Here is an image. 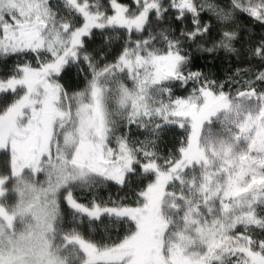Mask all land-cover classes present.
I'll use <instances>...</instances> for the list:
<instances>
[{
    "label": "snow or ice",
    "instance_id": "6c2138e0",
    "mask_svg": "<svg viewBox=\"0 0 264 264\" xmlns=\"http://www.w3.org/2000/svg\"><path fill=\"white\" fill-rule=\"evenodd\" d=\"M0 264H264V0H0Z\"/></svg>",
    "mask_w": 264,
    "mask_h": 264
}]
</instances>
